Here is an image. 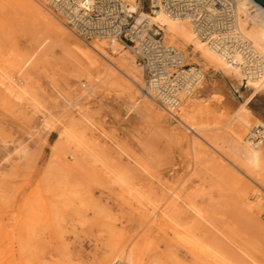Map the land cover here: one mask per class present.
<instances>
[{"label": "rangeland", "instance_id": "374dc122", "mask_svg": "<svg viewBox=\"0 0 264 264\" xmlns=\"http://www.w3.org/2000/svg\"><path fill=\"white\" fill-rule=\"evenodd\" d=\"M144 10L148 11L147 3ZM40 32L39 24L12 0H0L1 64L33 45ZM72 64L73 54L59 42L53 43L30 70L31 91L41 103L42 113L57 117L46 98L54 86L64 89L73 82V87L86 89L80 82L87 83L76 79ZM199 67L205 80L196 98L216 111L217 122L222 123L250 91L242 83L234 86L221 74ZM128 95L125 80L117 74L111 86L94 90L84 104L97 128L126 152L122 154L102 135L93 140L89 131L84 132V140L90 150L75 147L59 137L58 122H50L48 129L36 135L33 132L41 114L30 122L22 119L9 106L13 98L6 85L0 84V167L4 169L0 181V255L12 248L18 257L21 241L19 262L24 264H99L112 245H125L147 264H211L193 259L195 251L189 252L170 231L163 233L155 225H146L116 183L117 174H126L133 183L146 185L133 170V160H140L157 180L177 188L183 196L203 184L198 205L264 264V186L205 149L194 156L174 118H157L148 111L126 114ZM247 107L264 122L263 95L255 96ZM216 136L224 139L221 132ZM19 144L28 147L24 161L17 159L21 156ZM73 152L75 162L70 156ZM63 158L68 167H62ZM242 194L248 197L244 204L239 201ZM40 202L45 203L47 214L38 207ZM246 203L250 204L248 210Z\"/></svg>", "mask_w": 264, "mask_h": 264}, {"label": "bare ground", "instance_id": "6f19581e", "mask_svg": "<svg viewBox=\"0 0 264 264\" xmlns=\"http://www.w3.org/2000/svg\"><path fill=\"white\" fill-rule=\"evenodd\" d=\"M12 1L39 24L41 32L36 36L33 45L23 52L11 55L2 62L3 64L0 63V84L6 85L8 95L13 98L9 106L14 108L13 111L22 119L30 122L36 114H41V121L36 125L33 133L37 135L42 129H48L50 122H58L59 137L75 147L90 150L84 140V132L89 131L93 140H98L102 135L106 140L111 141L120 153L126 154L118 144L97 128L91 114L84 107L85 101L94 90L111 86L118 74L125 80L129 90L125 102L126 114L148 111L157 118L164 119L167 118L166 115L174 118L184 130L182 136L193 155L199 149H205L208 154L228 160L236 172L243 173L258 186H264V122L256 119L247 107L255 96H264V9L262 7L251 0L235 2L236 29L259 54L262 75L258 78L246 79L245 87L250 91L249 95L228 119L218 123L216 111L211 110L206 104H201L196 98V93L183 100L177 112L171 113L161 107L145 91L142 71L134 64V58L127 47L118 40L105 38L82 43L83 41L77 39L65 23L51 13L43 2ZM125 1L133 6L134 0ZM137 21H146L163 30L165 42L183 52L187 65L203 66L205 71L219 73L234 86H239L244 80L240 68L228 64L206 42H203L194 33L186 18L172 17L162 10H156L153 14L139 11ZM59 42L64 43L73 54L72 68L76 79L84 80L87 86L82 82L80 83L86 88L85 90L73 87V82H69L64 89L54 86L46 96L50 107L57 114V117H54L50 113L41 112V103L31 91L29 75L35 63L46 55L52 44ZM203 89L202 84L198 92ZM59 118L63 120L59 121ZM185 131L187 134L184 133ZM219 132L223 133L224 139L220 140L219 137L217 139L216 135ZM30 137L33 138L34 134ZM17 148L21 153L17 159L24 161L28 147L19 144ZM70 156L74 162L77 161L74 152ZM133 163V170L142 176L146 185L133 183V178H127L126 174H117L115 181L136 206L146 225H155L163 233L170 231L174 240L181 243L184 248H188L189 252L195 251L192 253V258L195 260L202 258L211 264H261L225 228L217 224L205 212L203 206L198 205L197 199L204 189L203 184L192 187L191 191L183 196L177 188L169 187L157 180L143 161L133 160ZM61 165L69 166L64 158L61 160ZM3 173V167H0V181L4 176ZM239 201L244 204L248 202V197L242 194L239 196ZM249 205V203L245 204L247 210ZM38 207L47 214L45 203L40 202ZM20 242L18 241V254H16L18 257L15 256L12 248H7L3 256L0 255V264H24L19 262L22 247L19 246ZM65 249L68 250V247ZM74 260L79 262L80 258L75 257ZM99 264L147 263L142 261L136 250L125 245H112L108 256Z\"/></svg>", "mask_w": 264, "mask_h": 264}, {"label": "built area", "instance_id": "2783aa9c", "mask_svg": "<svg viewBox=\"0 0 264 264\" xmlns=\"http://www.w3.org/2000/svg\"><path fill=\"white\" fill-rule=\"evenodd\" d=\"M40 1L81 41L114 38L127 47L142 71L145 91L171 113L198 92L205 74L199 66L185 63L183 52L165 42L158 26L137 21L139 11L162 10L186 18L203 42L228 64L240 68L244 87L246 79L262 75L259 54L236 29V0H134L133 6L125 0Z\"/></svg>", "mask_w": 264, "mask_h": 264}, {"label": "water", "instance_id": "95a60500", "mask_svg": "<svg viewBox=\"0 0 264 264\" xmlns=\"http://www.w3.org/2000/svg\"><path fill=\"white\" fill-rule=\"evenodd\" d=\"M264 9V0H251Z\"/></svg>", "mask_w": 264, "mask_h": 264}]
</instances>
